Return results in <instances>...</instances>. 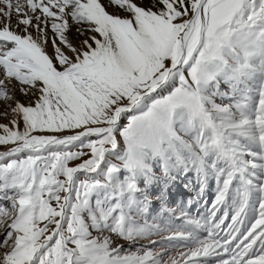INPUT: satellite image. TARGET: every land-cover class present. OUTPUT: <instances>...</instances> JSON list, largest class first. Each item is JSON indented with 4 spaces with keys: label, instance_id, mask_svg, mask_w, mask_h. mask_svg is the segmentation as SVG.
<instances>
[{
    "label": "snow or ice",
    "instance_id": "snow-or-ice-1",
    "mask_svg": "<svg viewBox=\"0 0 264 264\" xmlns=\"http://www.w3.org/2000/svg\"><path fill=\"white\" fill-rule=\"evenodd\" d=\"M95 5L111 19L95 18ZM164 22L175 27L171 36ZM232 26H259L264 36V0H108L107 5L104 0H0V32L16 37H0V117L5 121L0 122V201L7 202L0 203V233L7 232L0 242V264H34L37 257L38 264H73L75 250L60 235V226L68 199L62 194L70 191L74 173L92 167L104 151L105 137L111 139L108 125L126 106L154 90L169 67L194 50L200 56L215 54ZM83 29L88 38L77 43L73 31L83 35ZM161 42L171 53L163 58L153 54ZM177 42L178 51L173 52ZM201 44L205 51H200ZM42 60L50 76L29 79ZM152 68L156 70L149 74ZM142 69L146 78L131 95L109 92L110 82L137 76ZM102 95L108 97L107 107L98 102ZM259 96L254 115L234 127L247 129L264 146V89ZM187 102L178 94L164 103L174 107ZM117 107L119 114L112 118ZM135 127L143 129V118ZM130 131L125 129V134ZM82 136L98 140L87 144L93 159L79 153L86 161L79 168L68 164L73 153L57 152L47 159L39 155L47 146L66 145ZM25 151L29 154L19 157ZM243 212L242 205L224 230L228 238L223 241H206L170 259L157 261L146 254L111 264H194L197 257L217 249L227 253L233 241L232 256L224 264H264V199L257 218L241 234ZM68 232L75 235L72 223ZM72 242L83 254L81 241ZM96 259L104 264L103 258Z\"/></svg>",
    "mask_w": 264,
    "mask_h": 264
},
{
    "label": "rangeland",
    "instance_id": "rangeland-1",
    "mask_svg": "<svg viewBox=\"0 0 264 264\" xmlns=\"http://www.w3.org/2000/svg\"><path fill=\"white\" fill-rule=\"evenodd\" d=\"M104 2L107 5L108 0ZM90 3H94V0H90ZM121 3H127V0H121ZM93 15L95 18L111 19L104 16L99 5L94 6ZM163 27L169 36L175 32L170 22H164ZM83 33L81 35L74 30L72 37L81 43L89 35L87 29H83ZM176 51L178 42L173 46V52ZM200 51H205L203 44ZM153 54L163 58L171 53L167 51V45L161 42ZM168 64L171 65V61ZM179 64L180 68L172 73L176 82L171 81L173 84L161 94L142 99L133 112L125 116V122L113 128L112 133L124 147L123 153L116 154L110 149L113 138L105 137L104 149L109 147V150H105L101 165L92 173H87L85 169L74 173L70 191L64 194L68 199L60 226V235L68 247L75 250L73 264H97V257L103 258L104 264H111L125 258L139 259L146 254L157 261L174 258L178 253L198 248L206 241L227 239L224 230L242 205L241 234L257 218L259 205L264 199V192L261 191L264 185V146L247 129L234 125L240 114L246 118L254 115L259 94L264 89V36L261 29L257 26L242 30L232 26L228 29V36L220 41L215 54L209 56L205 52L204 56H200L194 50L192 56H186ZM154 70L150 69L149 74ZM49 76L46 61L42 60L41 67L34 68L29 79H47ZM145 78L143 69L137 76L129 74L122 80L110 82L109 92L113 95L115 92L131 95L133 87ZM216 88L224 93L223 101L228 105L224 112L219 111L217 102H221L214 97ZM230 88L238 93L230 94ZM201 89L210 93L211 98L205 100L201 96ZM178 94L185 96L188 102L174 107L164 103ZM97 99L104 104L108 97L102 95ZM104 106L107 107V104ZM119 111L117 107L111 117L114 118ZM93 114H96L95 107ZM142 118L144 127L137 130L135 122ZM75 119L79 122L80 117ZM0 122H5L2 117ZM168 123H172L173 127H167L165 124ZM166 128L169 133L164 134ZM125 129H131L129 134H125ZM150 137L153 140L161 139L168 145L171 142L168 138L175 137L179 147L171 150L176 153L177 163L185 172L180 171L172 157H167L169 171L182 177L183 181L179 184L184 189L188 190L189 183L200 187V190L198 186L193 187L194 195L187 192L180 195L181 201L174 202L177 204L176 212L149 201L151 192L159 190L164 203L168 200L165 197L173 193L168 180L162 182L161 176L152 173L153 168L158 169L159 156L155 149H149L146 144ZM97 140L95 136L81 137L66 145L47 146L39 155L47 159L57 152L73 153L68 164L79 168L86 162L79 153L93 159L87 144ZM28 154L21 152L19 157ZM100 155L90 169L95 167ZM130 163H133V167L139 164L134 168L136 171L130 170ZM198 178L204 179L205 183L200 184ZM137 179L144 185L142 192L145 195L136 192ZM226 180L229 183L225 188ZM170 196L177 198L179 194ZM182 213L184 215L180 216ZM69 223L75 229L74 236L68 232ZM6 235V231L0 233V242L5 240ZM73 240L81 241L83 254ZM234 245L235 241L228 245L227 253L217 249L206 256L197 257L194 264H224L232 256ZM38 259L34 264H38Z\"/></svg>",
    "mask_w": 264,
    "mask_h": 264
},
{
    "label": "bare ground",
    "instance_id": "bare-ground-1",
    "mask_svg": "<svg viewBox=\"0 0 264 264\" xmlns=\"http://www.w3.org/2000/svg\"><path fill=\"white\" fill-rule=\"evenodd\" d=\"M2 32H0V37H6V38H8V39H16V37H13L11 34H9V33H6V32H4V34H1ZM72 39H74L73 37H72ZM78 43V42H77ZM178 64V63H177ZM170 68H172V67H170ZM170 68H169V72H168V74H167V78H166V80H165V82H164V84L163 83H161V84H159L155 89L157 90V93L159 94H161L162 92H164V90H167L168 89V87H170L173 83L171 82V81H175V80H173V78H172V73H175L176 72V70H178L180 67H175V68H173V69H171V71L172 72H170ZM162 82V81H161ZM176 82V81H175ZM215 88V87H214ZM215 90V92H214V97L215 98H217L221 103H219V102H217V104H218V106H219V111L220 112H224L226 109H227V104H225V100H224V93H223V91H221V90H219L218 88H216V89H214ZM213 91V90H212ZM148 93V92H147ZM157 93H155V94H157ZM200 93H201V96L205 99V100H208V99H210L211 98V94L210 93H206V91H203L202 89L200 90ZM229 93L230 94H237L238 92L236 91V90H233V89H231L230 88V91H229ZM199 94V93H198ZM144 96H146V94L145 95H143L142 97H141V101H142V99H144ZM138 101V102H141V101ZM224 100V101H223ZM217 101V100H216ZM131 108V111L129 112V113H126L127 111H129V109ZM135 108V106H129L128 108H126V109H124V113H121V115L119 116L120 117V119H118V122H116V118H115V122H116V126H114V127H118V125L120 124V125H122L123 124V122H125V116H128L130 113H132L133 112V109ZM243 118H246L245 116H243V115H239V119H237V121H236V124H238V122L241 120V119H243ZM113 127V128H114ZM110 128V127H109ZM113 128L110 130V136L113 138L112 139V141H111V145L109 146L110 147V149L112 148V150H114V152L116 153V154H118V153H123V151H124V147L122 146V143L120 142V139L116 136V135H114L113 133H112V130H113ZM114 135V136H113ZM96 137V136H95ZM109 147H107L105 150H109ZM105 150H104V152H105ZM26 152V151H25ZM26 153H28V152H26ZM104 158H105V155H104ZM104 160V159H103ZM98 163V162H97ZM99 165L98 164H96L95 165V167L94 168H92V169H85L86 170V172L87 173H92L93 171H95L96 170V168L98 167ZM198 180H199V182H200V184H202V183H205V181H203L201 178L199 179L198 178ZM198 183V182H197ZM199 184V185H200ZM189 185H191V186H194L193 185V183L192 184H188V186ZM206 185V184H205ZM181 189V188H180ZM184 192L186 191V189H184L183 190ZM188 191V190H187ZM186 191V192H187ZM64 195V194H63ZM213 225V224H212Z\"/></svg>",
    "mask_w": 264,
    "mask_h": 264
},
{
    "label": "crops",
    "instance_id": "crops-1",
    "mask_svg": "<svg viewBox=\"0 0 264 264\" xmlns=\"http://www.w3.org/2000/svg\"><path fill=\"white\" fill-rule=\"evenodd\" d=\"M167 127L171 128L173 127L172 123H168L165 124ZM168 132V129L166 128L164 131V134ZM169 133V132H168ZM169 142L171 140V142L169 143V145L165 142H161V139H157V140H153V137H150L147 141L146 144H148L149 149H151V147L153 149H155L154 151L157 152V155L159 156V158L161 159L162 163L164 166L168 167L170 169L169 166V162L167 160V157H172L174 159V163L178 168H181L180 164L177 163V155L174 151H172L171 149H173L174 147H179V143L177 142L178 140L175 139V137H169L168 138ZM146 142V140H145ZM126 149V146H125ZM138 159L140 158L139 156H137ZM151 158V156H150ZM139 166V164L137 163L136 167H133V163H130V168H132V170L136 171V169ZM138 170V169H137Z\"/></svg>",
    "mask_w": 264,
    "mask_h": 264
},
{
    "label": "water",
    "instance_id": "water-1",
    "mask_svg": "<svg viewBox=\"0 0 264 264\" xmlns=\"http://www.w3.org/2000/svg\"><path fill=\"white\" fill-rule=\"evenodd\" d=\"M179 65H180V64L178 63V64L175 65L174 67L170 68V72H172L171 69H173V68H175V67H177V66H179ZM166 78H167V77H165V78L162 80L161 83L164 84ZM155 93H157V90H156V89H154V90L148 92V93L146 94V96H144V98L147 97L148 95H154ZM140 101H141V100H140ZM137 105H139V102H137V103L131 105V107H132V106H137ZM130 111H131V108H130L129 111H127L126 113H129ZM121 113H124V112L122 111ZM121 113H120V115H121ZM118 114H119V113H118ZM118 114H117V115H118ZM120 115L117 116V118H116V122H118V119H120V117H119ZM116 122L114 121V123L108 125V127H110V130H111L114 126H116ZM110 135H111V134H110ZM82 137H93V136H82ZM104 150H105V149H104ZM104 155H105V154H104V151H103V152L101 153V155H100V159L98 160V163H97L98 165H99V164L101 165V163L103 162ZM84 171H86V170H84ZM73 178H74V175H73Z\"/></svg>",
    "mask_w": 264,
    "mask_h": 264
}]
</instances>
